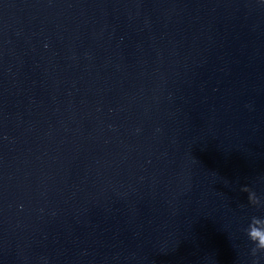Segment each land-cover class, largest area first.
Instances as JSON below:
<instances>
[{"label": "water", "instance_id": "obj_1", "mask_svg": "<svg viewBox=\"0 0 264 264\" xmlns=\"http://www.w3.org/2000/svg\"><path fill=\"white\" fill-rule=\"evenodd\" d=\"M244 186L264 0H0V264H251Z\"/></svg>", "mask_w": 264, "mask_h": 264}, {"label": "clouds", "instance_id": "obj_2", "mask_svg": "<svg viewBox=\"0 0 264 264\" xmlns=\"http://www.w3.org/2000/svg\"><path fill=\"white\" fill-rule=\"evenodd\" d=\"M242 191L248 193V202L258 209L264 208V197L244 186ZM247 238L250 245L249 255L252 257L251 264H260V259L264 257V214L252 215L248 218L246 227L240 229Z\"/></svg>", "mask_w": 264, "mask_h": 264}]
</instances>
